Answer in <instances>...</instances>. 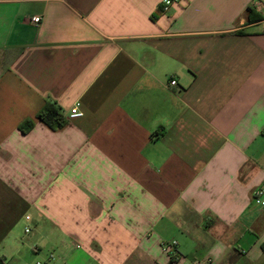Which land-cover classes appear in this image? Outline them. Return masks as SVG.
<instances>
[{
	"label": "crops",
	"instance_id": "0c3cea01",
	"mask_svg": "<svg viewBox=\"0 0 264 264\" xmlns=\"http://www.w3.org/2000/svg\"><path fill=\"white\" fill-rule=\"evenodd\" d=\"M163 1L0 0V264H264V0Z\"/></svg>",
	"mask_w": 264,
	"mask_h": 264
},
{
	"label": "built area",
	"instance_id": "2783aa9c",
	"mask_svg": "<svg viewBox=\"0 0 264 264\" xmlns=\"http://www.w3.org/2000/svg\"><path fill=\"white\" fill-rule=\"evenodd\" d=\"M183 2L184 0H164L161 5V10L163 13H167L173 6ZM40 20H41L40 17H34L32 19V22L35 24H39ZM170 84L172 86H175L177 82L175 79H173L172 81H170ZM82 116L83 113L81 112L79 105H76L71 111L70 119L80 118ZM254 202L257 207H259L260 209H264V188L259 189L255 192ZM177 246L178 243L176 241H172L168 243H163L162 249L171 259H176V258L178 259L179 255L177 253ZM37 264H42V263L39 262Z\"/></svg>",
	"mask_w": 264,
	"mask_h": 264
},
{
	"label": "trees",
	"instance_id": "16d2710c",
	"mask_svg": "<svg viewBox=\"0 0 264 264\" xmlns=\"http://www.w3.org/2000/svg\"><path fill=\"white\" fill-rule=\"evenodd\" d=\"M36 120L43 123L53 131L62 129L67 123L68 119L65 117L63 110L55 103L46 102L41 111L37 114ZM35 127L34 120H26L23 122L19 130L27 134Z\"/></svg>",
	"mask_w": 264,
	"mask_h": 264
},
{
	"label": "rangeland",
	"instance_id": "374dc122",
	"mask_svg": "<svg viewBox=\"0 0 264 264\" xmlns=\"http://www.w3.org/2000/svg\"><path fill=\"white\" fill-rule=\"evenodd\" d=\"M40 263H43V264H44V262H43V261H40Z\"/></svg>",
	"mask_w": 264,
	"mask_h": 264
}]
</instances>
